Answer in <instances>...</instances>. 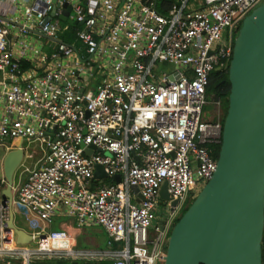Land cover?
I'll list each match as a JSON object with an SVG mask.
<instances>
[{
	"label": "built area",
	"instance_id": "2783aa9c",
	"mask_svg": "<svg viewBox=\"0 0 264 264\" xmlns=\"http://www.w3.org/2000/svg\"><path fill=\"white\" fill-rule=\"evenodd\" d=\"M166 1L0 0V145L23 140L25 160L29 144L43 152L13 199L0 197V264L166 263L182 202L218 166L224 123L206 110L210 77L230 65L244 18L264 0ZM69 20L80 27L71 42L61 36ZM160 62L171 64L162 74ZM98 165L108 177L95 176ZM21 207L29 243L10 226ZM59 213L102 227L106 246L47 228Z\"/></svg>",
	"mask_w": 264,
	"mask_h": 264
},
{
	"label": "water",
	"instance_id": "95a60500",
	"mask_svg": "<svg viewBox=\"0 0 264 264\" xmlns=\"http://www.w3.org/2000/svg\"><path fill=\"white\" fill-rule=\"evenodd\" d=\"M70 9L64 11L63 20ZM229 81L217 170L174 224L165 264H263L264 2L244 18L237 32ZM92 152L87 150L89 155ZM25 156L23 140L7 152L2 197L13 199L15 175ZM95 176L108 174L98 165ZM114 179L120 182L121 177ZM161 195L170 199L167 184ZM177 203L178 199L172 201V205ZM14 219L12 211L10 226L19 243L31 242L33 236L16 226Z\"/></svg>",
	"mask_w": 264,
	"mask_h": 264
},
{
	"label": "rangeland",
	"instance_id": "374dc122",
	"mask_svg": "<svg viewBox=\"0 0 264 264\" xmlns=\"http://www.w3.org/2000/svg\"><path fill=\"white\" fill-rule=\"evenodd\" d=\"M77 29H80V27L78 25L75 24L74 20H69L67 22H63L62 23V33L61 36L63 38H70V37H74L76 36V32ZM37 38V40H39L40 44H45L47 43V39L46 38H39L38 36H35ZM171 67V64L168 62H160L157 63L155 66V71L158 74H162L163 72H166L169 70V68ZM229 66H227L225 69H227ZM206 110L209 111V118L213 121H219L221 120L224 123L225 120V115H226V110H227V104L223 105V102H215V101H210L209 105L206 106ZM25 144H28V142L26 141ZM41 142L38 141L37 143L34 144H29V149L27 154H32L33 157L29 158L27 157L26 160L24 161V166H20L19 170L17 171L16 175H15V183H24L26 181V177H22L21 181H19L20 179V173L24 170L25 166H29L30 168H33V166L35 165L36 161L43 156V152H42V148H41ZM220 149V146L218 147V150ZM7 152L6 146L4 145H0V185L3 187H6L7 185V181L4 175V167H3V162H4V158H5V154ZM105 183H112V180L110 178H107L104 180ZM203 188V186H199L195 193L191 196L190 194H188L185 198V200L182 202L181 207H180V212L178 214V216L176 217V220H178L182 214L186 211V209L190 206V204L194 201V199L196 198V196L199 194V192L201 191V189ZM0 195H2V191H0ZM160 214H166V208L163 204L160 205ZM20 209V208H19ZM21 210H24L21 207ZM25 218V217H24ZM63 220H69V218L66 217H58V218H54V223H55V227L57 226L56 224H59V222L63 221ZM16 221L19 223V225H22V223L20 222V217L17 216ZM54 229H57L55 228ZM173 228V227H172ZM49 229H51L49 227ZM107 239H108V235L103 231L102 227L100 226H88V228L85 229V232L81 235L80 238V245L81 246H85V245H102V246H106L107 243ZM90 241V242H89ZM264 241V239H263ZM94 242V243H93ZM96 247V246H94Z\"/></svg>",
	"mask_w": 264,
	"mask_h": 264
},
{
	"label": "trees",
	"instance_id": "16d2710c",
	"mask_svg": "<svg viewBox=\"0 0 264 264\" xmlns=\"http://www.w3.org/2000/svg\"><path fill=\"white\" fill-rule=\"evenodd\" d=\"M167 5L165 9L172 6L173 1L167 0ZM65 41L71 42V38H64ZM231 91V83L229 81V67L223 70H214L210 77V83L208 86V93L210 101L223 102V105L227 104V110L229 106V95ZM226 117V115H225ZM224 117V118H225ZM263 264H264V241H263ZM37 264H112L110 261H100V262H85V261H70L65 259H52Z\"/></svg>",
	"mask_w": 264,
	"mask_h": 264
},
{
	"label": "crops",
	"instance_id": "0c3cea01",
	"mask_svg": "<svg viewBox=\"0 0 264 264\" xmlns=\"http://www.w3.org/2000/svg\"><path fill=\"white\" fill-rule=\"evenodd\" d=\"M12 148H14V147L6 148L7 152H9ZM7 152H6V154H7ZM6 154H5V156H6ZM29 155H30V153H29ZM19 176H20L19 181H21L22 177L23 178L26 177V173H23V171H22ZM4 188L5 187L0 185V191H2ZM1 196L2 195H0V197ZM14 214H15L14 222H15L16 226H18L19 228H23L27 232H32V228H31V226L29 224L30 213L28 211H26L25 209L21 210V208L20 209L18 208V210H14ZM17 216L20 217V222L22 223V225H19V223L16 221ZM58 217H66V218H69V220H63V221L59 222V224H56L57 226L55 227L54 226L55 225L54 218H58ZM94 226H96V225H94ZM49 227L50 228H54L55 227L57 229H66V230H68L73 235V238L75 239V244H77L80 247H94V246H96V247H105V246H102V245H91V246L85 245V246H81L80 245L81 235L85 232V229L88 228V226H79L75 219L67 217V216H65V215H63L61 213H59L58 215L54 216L51 219V221L47 223V228H49ZM103 231H104V229H103ZM107 241H108V239H107Z\"/></svg>",
	"mask_w": 264,
	"mask_h": 264
},
{
	"label": "flooded vegetation",
	"instance_id": "af4514ba",
	"mask_svg": "<svg viewBox=\"0 0 264 264\" xmlns=\"http://www.w3.org/2000/svg\"><path fill=\"white\" fill-rule=\"evenodd\" d=\"M177 222V221H176ZM175 222V223H176ZM156 223L158 224V226H159V228L161 229V230H165L166 229V226H167V222L164 220V219H162V217L159 215L158 217H157V219H156Z\"/></svg>",
	"mask_w": 264,
	"mask_h": 264
}]
</instances>
